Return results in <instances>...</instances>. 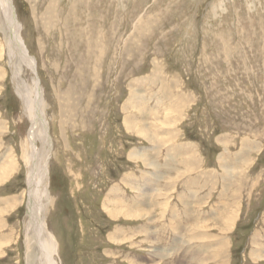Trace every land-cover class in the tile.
Here are the masks:
<instances>
[{"label": "rangeland", "instance_id": "1", "mask_svg": "<svg viewBox=\"0 0 264 264\" xmlns=\"http://www.w3.org/2000/svg\"><path fill=\"white\" fill-rule=\"evenodd\" d=\"M11 1L36 73L0 6V264L39 259L36 77L57 264H264V0Z\"/></svg>", "mask_w": 264, "mask_h": 264}, {"label": "bare ground", "instance_id": "2", "mask_svg": "<svg viewBox=\"0 0 264 264\" xmlns=\"http://www.w3.org/2000/svg\"><path fill=\"white\" fill-rule=\"evenodd\" d=\"M11 2H12L11 0H0V6H1V8H3L2 11H3V14L5 16V19H6V21H9L10 26L9 25L8 26L10 28V33L12 32L10 35L9 41H10V43H12V45H11L12 49L13 50L16 49V51L14 50L15 52H17V51L19 52V54H20L19 57L21 58V60L23 62L24 61L26 62L27 66L30 68V70L33 73H36L35 72L34 58L30 56L25 44L22 42L21 36L19 35L20 34L19 33L20 32L19 31L20 30V24L18 23L19 21L16 19L15 10H14V7H13ZM22 84L23 85H18V87L16 88V91H17V94L20 97L21 101L23 102L22 103L23 113L29 119L30 124H31L30 134H29V138H28L30 141V145H29L30 151H29V154H27L29 187L31 188L30 189L31 191L32 190L36 191V189H34L35 181L40 182V187H41L40 188L41 193H38L36 195H33V193H30L29 212L31 213V218L29 221L31 222V220H32L33 222H35L34 223L35 228L33 229L34 231H32V232L34 233L35 243L38 246V250H39L38 264H57V261L54 258L55 254L57 252V245H56L57 243H56L54 236L50 233V230L47 227V222L45 220V211H46L47 206L49 205V196H48L46 188H47V183H48V179H49L48 158H49V151H50L51 145H50L49 135L47 132V130H48L47 129V122H45L43 119L42 106H40L41 98H42V92L40 90L39 80L37 77L33 79V85H34L33 90L32 89L29 90V87L25 82H23ZM130 125L128 124V128L130 127ZM131 127H132V125H131ZM36 136H41L40 141L43 145V148L41 150H40V148H38L35 145ZM146 138L149 139L148 136ZM151 139H153V138H151ZM132 157L134 159V156H132ZM143 161H145V160H143ZM32 164H34V165L36 164L38 166V169L36 171L34 170ZM9 170H10V168H9ZM4 171L5 170H2V172H4ZM36 176H38V178ZM138 197L141 199L140 196H138ZM140 199H139L138 203L134 202V204L139 206L138 204H140L141 202L144 201V200L142 201V199L141 200ZM140 207H138V208H140ZM115 208H116V205H115ZM130 209H132V208H130ZM143 210H144V208H143ZM124 211L126 213L128 212V210H124ZM119 212H120V210H118L117 215ZM122 216H123V214H122ZM231 217L232 216H229L227 218L229 223L232 222ZM26 219H25V222H26V224H28L29 222L26 221ZM27 234L28 233L26 232V235ZM114 235H116V234H114ZM117 235H120V232H118ZM26 238H28V236ZM29 243L30 242L26 241V244L28 247H30ZM159 251H161V250H159ZM153 253L156 255V250H154ZM157 256H158V254H157Z\"/></svg>", "mask_w": 264, "mask_h": 264}, {"label": "crops", "instance_id": "3", "mask_svg": "<svg viewBox=\"0 0 264 264\" xmlns=\"http://www.w3.org/2000/svg\"><path fill=\"white\" fill-rule=\"evenodd\" d=\"M161 99H162V98H161ZM159 100H160V99H159ZM149 103H150V102H147L148 105H149ZM134 197H135V196H134ZM143 197L145 198V196H143ZM139 199H140V198H139L138 195H137V199H136V197H135V200H134L133 202L138 203V202H139ZM140 200H141V199H140ZM176 216H177V215H176ZM177 217H178V216H177ZM134 223H135V222H134ZM134 223H133V224H134ZM134 225L136 226L137 223L134 224ZM144 226L146 227L147 225H144ZM157 233H158V232L155 233V236H158Z\"/></svg>", "mask_w": 264, "mask_h": 264}, {"label": "water", "instance_id": "4", "mask_svg": "<svg viewBox=\"0 0 264 264\" xmlns=\"http://www.w3.org/2000/svg\"><path fill=\"white\" fill-rule=\"evenodd\" d=\"M12 57V56H11ZM11 57H10V59H11ZM17 57H15V59H16ZM9 59V60H10ZM10 69H11V72L13 73V70H14V66H10ZM13 78V77H12ZM14 83V80L12 79V84Z\"/></svg>", "mask_w": 264, "mask_h": 264}]
</instances>
